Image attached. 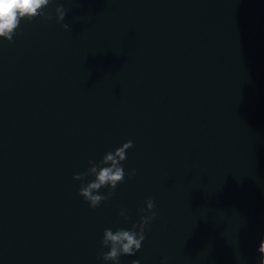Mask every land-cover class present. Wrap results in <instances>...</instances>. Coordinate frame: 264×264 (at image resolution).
<instances>
[{
    "label": "water",
    "instance_id": "95a60500",
    "mask_svg": "<svg viewBox=\"0 0 264 264\" xmlns=\"http://www.w3.org/2000/svg\"><path fill=\"white\" fill-rule=\"evenodd\" d=\"M105 229L144 239L105 261ZM262 240L264 0H49L0 41V264H261Z\"/></svg>",
    "mask_w": 264,
    "mask_h": 264
},
{
    "label": "clouds",
    "instance_id": "9594fccd",
    "mask_svg": "<svg viewBox=\"0 0 264 264\" xmlns=\"http://www.w3.org/2000/svg\"><path fill=\"white\" fill-rule=\"evenodd\" d=\"M49 0H0V41H11L20 25L21 20H31L39 16ZM58 19H64L63 8H58ZM67 28L68 26L65 25ZM132 142L128 141L118 147L115 151H109L103 158L102 165H95L90 168L93 178L86 184H81L79 195L88 203L92 209L97 208L102 201H106L112 194L111 190L116 185L122 183L125 177L122 161L126 159V153L131 148ZM83 175V174H81ZM131 175H135V170H131ZM79 176H74L78 179ZM101 188H108L109 194L106 196L100 192ZM154 207L152 200L147 201V208L150 210ZM155 213L151 217L145 218V223L155 218ZM143 235H137L134 231L125 229L113 232L111 229H105L102 244L109 248L103 256L105 261L115 262L121 254L132 255L139 250ZM261 247L258 249L262 253L261 264H264V240L260 242ZM133 264H139L134 261Z\"/></svg>",
    "mask_w": 264,
    "mask_h": 264
}]
</instances>
